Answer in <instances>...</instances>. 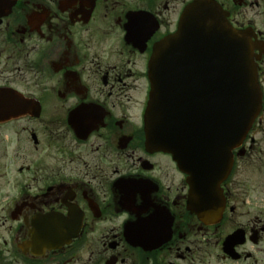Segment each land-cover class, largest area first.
Segmentation results:
<instances>
[{
    "label": "flooded vegetation",
    "instance_id": "1",
    "mask_svg": "<svg viewBox=\"0 0 264 264\" xmlns=\"http://www.w3.org/2000/svg\"><path fill=\"white\" fill-rule=\"evenodd\" d=\"M200 1L0 0V264H264V0H215L262 108L207 219L146 143L154 46Z\"/></svg>",
    "mask_w": 264,
    "mask_h": 264
},
{
    "label": "water",
    "instance_id": "2",
    "mask_svg": "<svg viewBox=\"0 0 264 264\" xmlns=\"http://www.w3.org/2000/svg\"><path fill=\"white\" fill-rule=\"evenodd\" d=\"M237 39L222 11L204 1L197 17L189 9L178 31L157 45L150 60L149 145L171 151L187 167L192 164L181 155L182 149L193 153L195 148L193 86L188 83L193 82L197 65L216 66L218 75L232 73L231 80L220 82L232 85L217 89L222 92L217 101L222 112H212L207 128L219 144L226 143L228 151L240 142L259 112L260 92L251 59L235 63V55L228 53V45ZM227 54L232 55V65ZM200 215L206 218L210 212L201 207Z\"/></svg>",
    "mask_w": 264,
    "mask_h": 264
}]
</instances>
